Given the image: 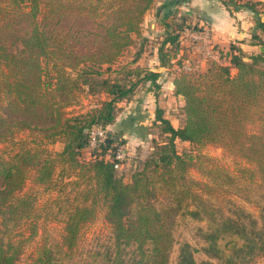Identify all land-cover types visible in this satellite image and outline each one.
<instances>
[{"label": "trees", "instance_id": "obj_1", "mask_svg": "<svg viewBox=\"0 0 264 264\" xmlns=\"http://www.w3.org/2000/svg\"><path fill=\"white\" fill-rule=\"evenodd\" d=\"M96 1L80 0L69 8L64 0H0V144L12 141L20 129L31 130L39 123H49L51 132L46 137L50 143L63 144L60 151L51 153L39 144L19 142L8 158L0 153V264H16L24 243L37 232L40 214L36 198L21 194V189L27 181L39 186L52 184L59 163L92 182L85 193L91 204L72 207L64 221L63 242L68 247L76 243L80 228L95 214L92 203L101 201L115 241L139 246L150 243L159 264L166 263L176 208H156L152 198L157 182L176 184L181 197L193 195L197 202L189 207V213L216 222V208L203 197L210 186L188 177L190 161L177 151L176 140L214 143L239 152L256 164L264 179V51L251 53L235 43L229 45L228 64L211 60L204 69L174 76L173 92L182 99L183 122L175 128L156 107L155 121L163 124L167 140L155 147L142 170L129 177L116 174L115 157L108 160L104 154L117 142V135L105 137L99 146L102 151L89 159L81 157L88 146L90 128L113 124L117 103L133 93L138 81L128 79L131 74L139 75L140 82L160 85L156 82L159 74L148 67L128 68L138 62L140 54L136 52L129 63L116 70L125 72L123 79L107 75L100 80L99 91L105 99L85 113H65L64 108L82 91L83 84L103 75L102 66L109 70L128 47L136 44L134 38L141 34L145 14L156 0ZM102 1L107 7L99 9ZM187 1L165 0L156 7L155 16L161 15L165 31L156 52L157 66L180 65L185 58L178 55L179 36L191 24L176 6ZM220 1L230 14L247 9L253 28L264 34V11L257 9L256 1L242 5L236 0ZM66 17L82 18L94 27L75 20L57 32L56 26ZM260 32H253L254 41L260 39ZM68 69L76 72L72 75ZM197 185L199 188L194 189ZM225 223L222 220L219 224ZM25 229L29 230L27 236ZM39 254L31 264H61L44 245ZM181 263L194 264L190 252L182 250Z\"/></svg>", "mask_w": 264, "mask_h": 264}, {"label": "rangeland", "instance_id": "obj_2", "mask_svg": "<svg viewBox=\"0 0 264 264\" xmlns=\"http://www.w3.org/2000/svg\"><path fill=\"white\" fill-rule=\"evenodd\" d=\"M69 8H73L80 0H64ZM84 1V0H83ZM97 4L96 0L87 2ZM108 3L111 0H105ZM165 0H156L152 9L144 17L141 34L134 38L135 45L128 47L117 62L109 70L102 66L103 75L94 76L88 83L83 84L74 100L64 108L68 115L85 113L97 105L98 100L105 99L106 95L100 93V80L109 76L112 79H123L125 72H117L120 65L129 63L136 52L140 57L134 65L128 68L148 67L147 63L156 59L157 48L164 38V27L160 16H155L156 7ZM256 1L257 9L264 11V0H244L242 3ZM242 3H239L242 5ZM183 5H177L180 9ZM99 9L106 8V2L98 5ZM234 5H231L233 8ZM247 10V9H246ZM248 11V10H247ZM179 12V11H178ZM249 12V11H248ZM252 17L251 12H249ZM264 18V15H262ZM77 20L89 27L93 24L82 18L66 17L56 26V31L66 30L71 23ZM252 20V19H251ZM25 25L24 22H22ZM190 23V22H189ZM192 23H195L192 22ZM194 25V24H191ZM197 27V24L194 25ZM255 30L250 27L245 37L247 43L255 44L251 53L262 51L264 47V34L260 32V39L252 38ZM3 32H0L2 34ZM187 60L195 61L200 51L192 46L189 40H184ZM155 57V58H154ZM74 75L76 70L68 69ZM174 76L177 72L172 70ZM131 76V78H130ZM128 79L137 82L134 91L127 99L117 103L115 122L106 126V137L119 136L106 150L104 157L114 159V150L121 149L123 158L120 165L115 168L117 175L129 177L133 172L146 167V160L151 156L157 145L165 143L167 134L162 131L163 124L155 121V109L158 104H152L154 98L160 93V87L152 86L150 82H140L139 75L131 74ZM126 80V78H125ZM130 84V82H129ZM151 89V90H150ZM149 92V93H148ZM148 97L147 107L140 103ZM171 100L162 110L174 124L181 125L184 119L182 103L177 96L170 93ZM176 104V106L174 105ZM151 105V106H150ZM150 107V108H149ZM150 109V110H149ZM49 123H39L31 130L20 129L12 141L0 144V153L8 158L15 151L16 145L45 147L51 153L60 151L63 144L60 141L50 143L46 134L51 132ZM180 154L189 159L188 177L207 183L210 189L203 197L207 203L216 208V222L208 221L205 216L194 217L189 213V207L196 205L193 195L184 198L177 194V185L167 186L157 182L154 197L152 198L157 209L175 207L172 219V242L166 252L165 264H182V250L190 252L194 264H264V179L256 164L242 156L241 153L228 150L214 143L196 144L185 141H175ZM102 151L100 147L82 151L81 157L89 159L94 152ZM151 166H147L150 169ZM85 176V175H84ZM76 174V171L66 164L59 163L54 181L48 186H39L27 181L21 189V194L35 196L37 212V232L35 236L26 241L16 264H31L32 259L39 256L41 246H46L48 253L61 264H159L160 260L152 251L150 243L139 246L137 243L116 242L111 225L105 221L106 206L103 202L92 203L95 214L80 228L76 243L68 247L62 239L63 225L74 205L91 204L85 199L86 189L91 181ZM199 188L195 186L194 189ZM213 219V217H212ZM226 220L223 226L220 222ZM24 229V228H23ZM29 230H24L27 236ZM18 237L17 235L12 238Z\"/></svg>", "mask_w": 264, "mask_h": 264}, {"label": "crops", "instance_id": "obj_3", "mask_svg": "<svg viewBox=\"0 0 264 264\" xmlns=\"http://www.w3.org/2000/svg\"><path fill=\"white\" fill-rule=\"evenodd\" d=\"M242 1L244 0H236L237 3H242ZM179 13L187 14L190 24H197V27H200L202 23H206L210 30L209 40L212 44H215V50L213 52L215 55L205 61L204 57L201 58V56L197 54L196 58H198L197 60H199L202 64L200 67L201 69H204L207 66V62L211 60L228 64V50L230 43L239 45V47L245 51H252L253 47L256 46L247 43V40L245 39L248 35L250 27L253 26V22L247 10L240 8L237 11H233V14H230L226 6H224L220 0H188L186 5L180 7ZM204 19L207 22H205ZM194 21L195 23H192ZM184 40L180 43L178 55L186 58L187 55L184 47L186 45L183 43ZM261 47L262 46L259 48ZM156 64V59L147 63V66L151 71L159 74L156 82L160 84L158 86V88L160 87V93L157 96V100L156 98L153 99L152 104L157 103L158 107L164 110L166 108V104L171 100L170 93L175 96L173 92L174 74L172 73V70H174L176 66L175 64H172L171 67H164L157 66ZM234 72L235 69H232V73ZM177 98L181 104V97ZM147 103H149L148 97H146V100L140 104L146 108ZM174 105L176 106V104ZM163 116L167 118L165 112ZM170 122L175 128L179 126L177 123L174 124L172 120H170Z\"/></svg>", "mask_w": 264, "mask_h": 264}, {"label": "built area", "instance_id": "obj_4", "mask_svg": "<svg viewBox=\"0 0 264 264\" xmlns=\"http://www.w3.org/2000/svg\"><path fill=\"white\" fill-rule=\"evenodd\" d=\"M210 30L206 23H202L200 27L194 29V25H188L184 27L180 32L179 40L180 43L182 40L186 39L189 40L192 46L196 47V52L200 51L201 58L204 57V60L207 61L209 58H212L215 54L213 53L215 50V44H212L209 40ZM201 62L199 60H182L181 64H175V71L177 73L181 71H194V70H201ZM106 137V127L102 125H94L89 130V142L87 149L93 150L97 149L102 141ZM123 155L121 154L120 150L115 152V159L116 163L114 165L117 168L120 163Z\"/></svg>", "mask_w": 264, "mask_h": 264}, {"label": "water", "instance_id": "obj_5", "mask_svg": "<svg viewBox=\"0 0 264 264\" xmlns=\"http://www.w3.org/2000/svg\"><path fill=\"white\" fill-rule=\"evenodd\" d=\"M260 50L264 51V47H261ZM244 59L249 61L248 58H244Z\"/></svg>", "mask_w": 264, "mask_h": 264}]
</instances>
